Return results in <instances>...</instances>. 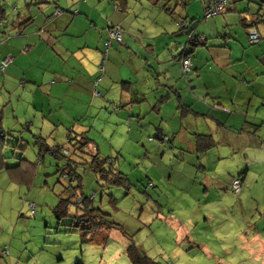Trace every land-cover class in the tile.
Wrapping results in <instances>:
<instances>
[{
  "label": "rangeland",
  "instance_id": "obj_1",
  "mask_svg": "<svg viewBox=\"0 0 264 264\" xmlns=\"http://www.w3.org/2000/svg\"><path fill=\"white\" fill-rule=\"evenodd\" d=\"M55 2L0 0L4 11L1 32L23 18L34 25L49 14ZM200 3L158 0V5L172 10L168 13L147 0H127L123 13L136 16L131 25L143 31L151 47L157 49V42L175 54L191 28L181 29L176 22L200 23ZM100 52L97 70H101ZM32 70L36 69L27 71ZM11 88L0 81V158L4 166L0 169V264H130L125 254L129 245L160 264H264V101L255 102L259 106L256 120L236 118L238 125L229 137H213L216 145L195 154L186 145L170 147L154 137V126H162L158 110L128 118L120 112L119 103L109 105L107 112L99 110V103L90 105L84 99L86 113L73 122L82 127L69 129V105H59L64 89L58 92L54 86L41 85L42 113L48 110L47 104L54 105L53 117L62 121L57 127L41 121V113L37 117L27 98L21 96L18 101ZM91 91L97 95V89ZM69 94L79 101L85 92L73 85ZM12 106L17 119L11 115ZM163 108L170 112L172 104L165 103ZM189 122V117L183 119V129L190 134ZM75 140L81 141L77 145L82 141L90 145H80L82 153L72 154L70 144ZM91 146L128 183L103 182L84 163ZM31 164L34 175L27 186L17 176L19 181L10 178ZM11 166H17L11 169L12 175L5 169ZM71 168L80 175V182L63 175L66 169L72 175ZM236 178L240 189L233 192L230 183ZM68 195L72 201L90 198L91 206L108 214L119 227L90 231L76 225L68 217L78 212L72 201L66 206L67 216L56 211L63 209L61 200ZM29 202L35 205L33 213ZM180 227L191 241L181 246L174 241Z\"/></svg>",
  "mask_w": 264,
  "mask_h": 264
},
{
  "label": "crops",
  "instance_id": "obj_2",
  "mask_svg": "<svg viewBox=\"0 0 264 264\" xmlns=\"http://www.w3.org/2000/svg\"><path fill=\"white\" fill-rule=\"evenodd\" d=\"M147 3L158 5V0L154 3L147 0ZM57 9L61 10L60 14L54 13ZM67 9H72L73 13ZM127 9V0L121 7L112 0H56L49 14L34 25L28 24L26 18L10 22L2 32L0 30V63L2 59L10 60L0 68V81L12 86L18 101L21 96L27 98L35 115L41 113V121L57 127L62 121L54 119V105L47 104L45 113L41 110L43 84H48V88L54 86L58 92L64 89L59 105H69L66 111L71 119L66 126L69 129L82 127L73 122L85 115L83 112L88 105L85 100L90 105L99 103V110L107 112L109 105L119 103L120 112L126 113L128 118L141 117L150 109L158 110L162 126H154V137L162 138L170 147L186 145V149L195 154V134L216 139L221 134L229 137V131L238 125L236 118L257 119L259 106L256 103L264 101V0L229 1L212 21L186 22L204 37V41L191 50L187 81L180 76L176 53L167 52L157 42V49L151 47L143 31L131 25L136 16L123 13ZM251 22L260 35L255 45L246 42V28ZM114 23L121 26L123 44L111 41L102 68L97 70L105 28ZM158 40L162 41V33ZM41 57L45 58L44 63ZM73 85L85 92L79 101L69 94ZM93 88L97 89V95L92 94ZM175 92L194 114L188 112L179 118ZM159 98L162 103L155 109ZM165 103L172 104L170 112L164 111ZM237 109H244L243 115H239ZM10 111L17 119L13 106ZM0 113L2 120V109ZM185 117L190 118V134L183 129ZM78 132L84 133L80 129ZM178 230L174 241L179 246L188 243L187 233L181 227Z\"/></svg>",
  "mask_w": 264,
  "mask_h": 264
},
{
  "label": "trees",
  "instance_id": "obj_3",
  "mask_svg": "<svg viewBox=\"0 0 264 264\" xmlns=\"http://www.w3.org/2000/svg\"><path fill=\"white\" fill-rule=\"evenodd\" d=\"M84 1V0H82ZM116 6H120L122 5L123 2H125V0H112ZM152 1V3H154L156 0H150ZM234 2V1H238V0H226L224 2V4L221 6L220 10H218L214 15L210 16V17H205L203 14V10L201 11V19L202 20H207V19H211L213 17H215L216 15L220 14L223 11V8L225 7V5L227 4V2ZM205 4V0L202 1V5ZM162 8L165 10V12L171 13L172 10H169L167 7H165V4L162 5ZM60 11V9H57ZM59 13V14H60ZM4 16V11L3 9H1L0 7V24H2L1 19ZM257 20V18H255V20H253V22L255 23ZM178 27L181 29H185L186 27H188L186 21L183 19L180 22H176ZM254 23L251 22V24H249L246 28V42L248 45H255L260 41V35L258 34V32L256 31V29L254 28ZM256 24V23H255ZM114 27H118L119 28V32H120V41L110 38L108 33L109 31L114 28ZM250 31H255L258 35L259 38L257 39V41H252L249 38V32ZM105 41H108V45L105 46L104 43ZM111 41H115L117 42L119 45L123 44V40H122V29L121 26L117 23L114 24H110L105 28V37L102 39V44H101V53H102V59H100L101 61V67L102 68V64L106 58V54L107 51L110 47V43ZM202 41H204V37L202 34L196 33L194 31V29L191 27L185 34V38L183 40V45H178V52L176 53V58L178 59V63H179V72H180V76L181 78H184L186 81L188 80V72L190 71V67H189V71L186 74H182L181 68H180V60L182 56L185 55H189L191 54V50L194 46H196L197 44L202 43ZM193 42L192 45H190ZM10 60L7 59H2L1 63H0V68H4V66L9 62ZM190 65H191V61H190ZM175 103H176V108L179 111V118H182L183 116H185L188 112H193L189 107H187L185 104H183V102L181 101V98L179 97V95L175 92ZM162 103V98H159L156 103L154 104L155 109ZM228 111V110H227ZM194 114V112H193ZM0 120H1V113H0ZM2 131H0V136H2ZM81 142V141H79ZM78 141H74L73 143H71V153L74 154L75 152H81V150L84 148L80 145L86 144V146L90 145V143H86V141H82V144L77 145L79 143ZM214 145H216V141L210 136V135H204V134H195V149L194 152H196L197 154H201L203 152H205L208 148L213 147ZM57 150V148L55 149ZM92 152H88L90 153L87 160V157H83V159L85 160V164H87V166L93 170V172H95L97 174V176L105 183L108 184H120L123 185L125 182L128 183L127 181V177L125 175H121L119 171H116V174H114L109 166L106 164V158L107 157H102L98 152L97 149L94 148L92 146ZM1 157V156H0ZM20 161H24L23 159H20ZM4 167L3 166V162L1 161L0 158V169ZM17 167V166H15ZM15 167H5L6 170H8L7 172L10 173L11 169L15 168ZM18 171H16L13 175L10 173V178L12 179H16L15 177L17 176L19 178V180L24 183L25 186L28 185V183L30 182V180H32V177L34 175V168H32V164L30 165V169L27 170H20L17 169ZM67 170V169H66ZM66 170H63L65 177L71 179V181L74 182H80V175L76 173L75 168H71L72 170V175H74L73 177H71L72 175H70L69 172H67ZM18 179H16V181H19ZM240 181V180H239ZM231 188V187H230ZM239 189H240V182H239ZM238 189V191H239ZM233 191V189H231ZM237 191V192H238ZM234 192V191H233ZM71 195V194H70ZM68 198V196L66 198H63L61 200V202H63V209L57 208L56 211L61 212L63 214H65L67 216V212H66V206L71 203L72 201V197ZM72 203L75 204V206L77 207L78 212L76 211L73 215L68 216L72 222H75L76 225H83L84 227H87L90 231H101V230H110L112 228H118L119 226L112 221L108 216V214L102 213L98 208H94L91 206L90 203V198L87 197H80L75 201H72ZM30 204L32 206H30ZM28 206L30 208V212L33 213L35 210V205L33 202H29ZM56 211L54 210V213L56 214ZM56 217L59 218V215L56 214ZM133 245V244H132ZM126 251V258L128 259L130 264H160L158 261H155L149 257H147L143 252H141L138 248H135L133 246H128L125 249Z\"/></svg>",
  "mask_w": 264,
  "mask_h": 264
},
{
  "label": "built area",
  "instance_id": "obj_4",
  "mask_svg": "<svg viewBox=\"0 0 264 264\" xmlns=\"http://www.w3.org/2000/svg\"><path fill=\"white\" fill-rule=\"evenodd\" d=\"M226 0H205V4H203L202 6V10H203V14L205 17H210L212 15H214L218 10H220L221 6L224 4ZM55 14H59L60 11L56 10L54 12ZM110 38L116 39L118 41H120V32H119V28L118 27H114L112 28L109 33H108ZM249 38L252 41H257V39L259 38V35L255 32V31H250L249 32ZM192 45L193 42H190ZM105 46L108 45V41H105L104 43ZM189 67H190V56L189 55H185L181 57L180 60V68L182 71V74H186L189 71ZM239 179H233L230 183V187L231 189H233L234 192H237L239 189ZM30 206H32L30 204Z\"/></svg>",
  "mask_w": 264,
  "mask_h": 264
},
{
  "label": "water",
  "instance_id": "obj_5",
  "mask_svg": "<svg viewBox=\"0 0 264 264\" xmlns=\"http://www.w3.org/2000/svg\"><path fill=\"white\" fill-rule=\"evenodd\" d=\"M37 3H43L42 1H40V2H37Z\"/></svg>",
  "mask_w": 264,
  "mask_h": 264
}]
</instances>
